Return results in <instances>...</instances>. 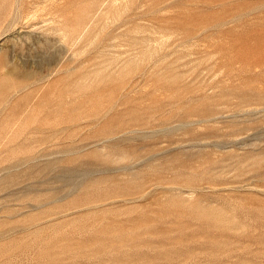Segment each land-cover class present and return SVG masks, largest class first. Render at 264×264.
Instances as JSON below:
<instances>
[{
    "label": "rangeland",
    "instance_id": "1",
    "mask_svg": "<svg viewBox=\"0 0 264 264\" xmlns=\"http://www.w3.org/2000/svg\"><path fill=\"white\" fill-rule=\"evenodd\" d=\"M0 264H264V0H0Z\"/></svg>",
    "mask_w": 264,
    "mask_h": 264
},
{
    "label": "bare ground",
    "instance_id": "2",
    "mask_svg": "<svg viewBox=\"0 0 264 264\" xmlns=\"http://www.w3.org/2000/svg\"><path fill=\"white\" fill-rule=\"evenodd\" d=\"M9 111H10V110H9ZM9 111H8V112H9ZM9 114H10V113H9ZM5 118H6V117H5ZM6 121H8V119H6ZM130 152H131V151H130ZM107 156H108V155H107ZM114 157H115V156H114ZM108 160H110V159L108 158ZM105 162H106V161H105ZM8 166H9V165H8ZM35 169H36V168H35ZM35 169H34V170H35ZM28 170H29V169H28ZM25 171H26V173H27V170H25ZM29 171H30V170H29ZM36 171H37V170H36ZM31 174H34V173H31ZM26 175H30V173H29V174H26ZM25 177H26V176H25ZM8 178H9V177H8ZM27 178H28V177H27ZM65 179H66V178H65ZM71 184H72V183H71Z\"/></svg>",
    "mask_w": 264,
    "mask_h": 264
}]
</instances>
